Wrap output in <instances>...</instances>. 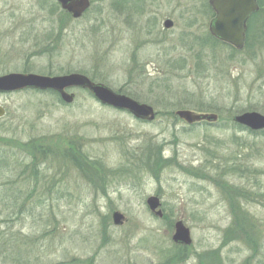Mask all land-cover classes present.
Masks as SVG:
<instances>
[{
  "label": "rangeland",
  "instance_id": "rangeland-1",
  "mask_svg": "<svg viewBox=\"0 0 264 264\" xmlns=\"http://www.w3.org/2000/svg\"><path fill=\"white\" fill-rule=\"evenodd\" d=\"M111 1L92 0L74 20L57 0H0V75L80 73L158 113L141 121L78 89L71 105L52 92L1 93L0 264H196L193 251L229 219L220 199L264 203V133L232 121L264 115V36L255 46L250 30L242 50L217 41L197 0H154L156 15L138 24ZM180 110L219 119L189 125ZM180 220L188 258L173 241Z\"/></svg>",
  "mask_w": 264,
  "mask_h": 264
},
{
  "label": "water",
  "instance_id": "water-1",
  "mask_svg": "<svg viewBox=\"0 0 264 264\" xmlns=\"http://www.w3.org/2000/svg\"><path fill=\"white\" fill-rule=\"evenodd\" d=\"M61 8L72 15L73 19H80L91 7L90 0H57ZM211 4L218 13L217 19L210 29L213 36L223 42L229 43L237 49L244 48L247 20L257 11L256 0H212ZM173 22H165V28H171ZM25 89L40 91H53L60 95L65 104H73L75 94L72 89L88 90L102 105L119 111H126L136 119L153 122L156 119V111L148 104L140 103L135 99L116 93L108 86L93 82L89 77L80 73H71L61 76H44L33 73H10L0 76V93H14ZM5 114L0 106V117ZM176 115L188 124L201 121H217L216 114H195L191 111L180 110ZM238 124L248 127L253 131L264 130V115L258 112H245L234 118ZM148 208L157 217L162 218L161 201L158 197L147 199ZM125 216L120 212L113 213V221L116 226H121ZM173 241L177 244L189 246L192 244L191 232L183 221L175 225Z\"/></svg>",
  "mask_w": 264,
  "mask_h": 264
},
{
  "label": "flooded vegetation",
  "instance_id": "flooded-vegetation-1",
  "mask_svg": "<svg viewBox=\"0 0 264 264\" xmlns=\"http://www.w3.org/2000/svg\"><path fill=\"white\" fill-rule=\"evenodd\" d=\"M90 1L92 4V0ZM156 1L158 2V0ZM211 1L212 0H201V2H198L197 0L196 7L202 11L206 10L204 20H206L205 24L207 22V31L214 39L221 42L220 39L212 35L210 29L212 23L218 17V13L211 4ZM111 3L113 7L120 12L123 9L129 12L131 10L132 14L137 17L135 24H138V17L141 18L145 16V18L150 20L156 15L153 12L154 0H112ZM256 5L258 8L257 11L254 12L247 21L245 47L248 43L250 30L255 31V33L253 32V36L256 37L254 40L256 42L255 46H258V42L264 36V0H256ZM67 14L70 15L69 13ZM131 19L134 21L133 15H131ZM226 45L232 46L228 43H226ZM241 128L243 131H250L254 134L264 133V130L253 131L246 127ZM252 197L254 199L251 198L249 194L241 193L233 194L228 199L219 200L220 204L223 205L224 213L229 219L224 225L216 226L217 240H215L206 251H193V258L196 264H264V221L259 218V214L254 209L261 207L264 203L257 197V194ZM161 210L163 212L162 218H164V211L163 209ZM178 246H180L181 252H184L185 257L188 258L187 252H189L192 244L189 246L178 244Z\"/></svg>",
  "mask_w": 264,
  "mask_h": 264
},
{
  "label": "trees",
  "instance_id": "trees-1",
  "mask_svg": "<svg viewBox=\"0 0 264 264\" xmlns=\"http://www.w3.org/2000/svg\"><path fill=\"white\" fill-rule=\"evenodd\" d=\"M64 13H66V12H64ZM66 15H67V13H66ZM118 93H121V94H125V95H128V96H130V97H132V98H134V96L133 95H130V94H128L127 92H124L123 90H119V92ZM55 94V93H54ZM55 95H57V94H55ZM58 96V95H57ZM136 99V98H135ZM232 121H233V119H232ZM234 122V121H233ZM201 124H207V122H201V123H197V124H195V125H201ZM238 127H239V125H237ZM241 127V126H240ZM242 129V128H241ZM152 153V151L150 152V154ZM149 155V154H148ZM173 162V161H172ZM172 162H170V164L172 163ZM162 163L164 164L165 163V161H162ZM175 165H177V166H179V164H175ZM156 167L158 166V167H160L159 165H155ZM161 168V167H160ZM158 172V171H157Z\"/></svg>",
  "mask_w": 264,
  "mask_h": 264
}]
</instances>
